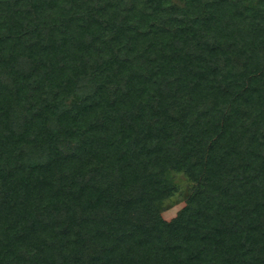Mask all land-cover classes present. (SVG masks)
Instances as JSON below:
<instances>
[{
  "label": "trees",
  "instance_id": "obj_1",
  "mask_svg": "<svg viewBox=\"0 0 264 264\" xmlns=\"http://www.w3.org/2000/svg\"><path fill=\"white\" fill-rule=\"evenodd\" d=\"M0 264H264V0H0Z\"/></svg>",
  "mask_w": 264,
  "mask_h": 264
},
{
  "label": "rangeland",
  "instance_id": "obj_2",
  "mask_svg": "<svg viewBox=\"0 0 264 264\" xmlns=\"http://www.w3.org/2000/svg\"><path fill=\"white\" fill-rule=\"evenodd\" d=\"M175 180L177 183V191L171 198L164 202L161 211V217L168 222L176 218L179 212L186 206L187 199L194 186L193 182L183 174L177 175Z\"/></svg>",
  "mask_w": 264,
  "mask_h": 264
}]
</instances>
